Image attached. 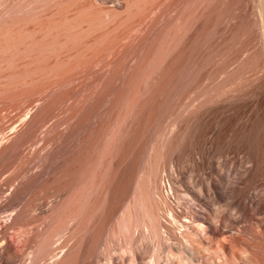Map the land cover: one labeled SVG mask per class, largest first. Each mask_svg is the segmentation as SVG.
Listing matches in <instances>:
<instances>
[{"label": "bare ground", "instance_id": "obj_1", "mask_svg": "<svg viewBox=\"0 0 264 264\" xmlns=\"http://www.w3.org/2000/svg\"><path fill=\"white\" fill-rule=\"evenodd\" d=\"M98 1L104 3L109 0ZM122 1L125 3L126 0ZM143 1L147 0L137 2L141 5ZM137 2L135 5H138ZM212 2H208L206 6L209 7L198 12V19L191 25L188 23L189 26L186 27L179 22L182 18H177L175 7L178 5L176 6L175 2L172 6L175 7L170 11L175 13L176 17L173 13L171 15L178 19L179 27L174 22L172 28L177 27L180 32L176 36V30L171 28L176 37L171 39L167 34L170 37L167 46L161 51L155 48L151 59L142 60V56L139 58V55L133 52L125 57V51L129 47L123 46L128 48L120 53L123 55L124 52L126 59L122 58L125 60L121 67L117 65L119 72L117 66L115 67L119 60L115 62L122 55L117 53L119 56H115L116 60L106 59V63L102 60L104 66L109 67H112L110 65L115 61L113 66L119 73L116 76L117 72L115 71V75L110 68L116 76H113V79V74L106 72L115 82L110 83L114 84L111 89H118L114 97L112 90L108 88L104 98L94 97L96 100L93 102L95 93L91 99L89 96L92 94H83L82 96H86L84 100H80V96L79 101L75 98L77 102L82 101L79 103L82 104L90 100L89 103H92L77 105L78 110L75 109L72 114L64 113L63 120L61 116L60 120H57L59 117L54 113L55 108L58 104L61 106L70 101L68 99L71 96L73 99V93L76 92L68 95L64 91L55 107L48 101L47 106L45 102L43 108L41 104L42 113L39 115L42 117L39 120L36 118L38 122H35L36 116L33 117L34 121L28 119L25 130L23 129L25 143L29 147L28 156H25L26 167L12 170L10 175L6 174L8 179L6 177L5 183L0 181V264H264V220H258V216L251 214L257 219L254 223L256 230L237 225L239 216L245 213L246 208L250 209L249 206L246 207L248 203L252 204L254 212L253 208H259L261 201L264 202V188L258 186L260 183L257 182L264 176V0H247L245 4L239 3L238 0ZM119 4L117 3L118 6ZM126 4L129 2L126 1ZM148 6L152 7L147 5L145 11L139 13L151 10ZM186 6L185 3L182 7ZM195 6L198 9L199 5L195 3ZM132 7L136 10L139 6ZM189 7L187 6V10ZM113 10L118 13L119 9ZM107 11L109 12V9ZM161 11L156 14L157 18L162 16ZM98 12L96 15L92 13L93 17L88 14V19H95L94 15L96 17ZM129 12L125 11L123 15L126 17L131 13ZM137 14L136 10L133 15ZM148 14H145L146 17ZM187 15L183 16L184 20L189 17ZM58 18L61 19V16ZM124 18L118 20L123 22ZM157 18L152 22L158 20ZM164 18L167 19V16ZM80 19L76 21L80 23ZM88 19L86 21H89ZM93 19L91 23L86 24L83 31L78 29L80 34H75L76 42L85 40L80 42L82 48L83 42L86 44L89 30L96 41L99 39L102 42V39H106L104 36L108 35L114 41V33L110 35L112 29L108 28V24L105 25L114 18L105 23L101 21L105 26L96 20L92 23ZM130 19V23L134 24L132 18ZM113 22L115 23L114 20ZM120 22L116 23L118 28L121 26ZM94 23H99V26ZM155 23H148L149 28ZM165 24L161 25L165 27ZM115 25L112 26L119 36L121 30ZM106 26L108 29L105 32L108 31V35L102 30ZM109 26L112 27L110 24ZM98 29L103 32L100 33ZM168 30L170 31L169 28ZM122 33L118 38L126 36ZM145 33L140 36L144 37ZM78 34L85 36L81 39ZM100 34H103V38ZM173 34L170 32L171 36ZM115 35L117 36V32ZM91 36H88L86 48L89 47L87 49L91 50V55L98 54L92 49H96V45L99 48L100 42L98 40L95 47L90 49V46H94L90 45L93 42L90 40ZM165 37L167 36L162 39ZM141 38L138 40L144 41L145 38ZM107 40L110 39L105 41ZM117 40L119 43V39ZM74 43L71 45L75 47L77 43ZM107 43L112 44L111 41ZM115 43L117 45V41ZM74 47L69 48L78 55L73 53L74 58L83 55L79 52H88H82L81 47ZM84 48L83 51L86 49ZM144 53L148 54L145 51ZM90 54L86 56L91 58ZM145 55L143 54L144 57ZM100 56L102 57V54ZM108 56L109 54L107 58ZM88 57L84 56L85 62L83 57L80 58L83 62L79 63V68L80 64L84 67L86 62L89 63ZM80 60L76 59V62ZM96 60L92 63H96ZM57 61L58 59L53 63L54 66L57 64L56 67H62L59 63L63 59L59 63ZM90 65L87 68H91ZM73 66L71 64V67ZM100 66L104 67L103 64ZM67 67V71L72 69L69 65ZM66 69H61L62 73H67ZM57 70L59 71L56 68ZM83 70L88 71L85 68ZM106 70L108 68L104 71ZM104 71L100 74L104 75ZM62 73L61 75H64ZM97 73L95 76H98ZM75 76L77 78V75ZM99 76L96 80L101 78ZM108 77L106 78L110 79ZM106 78V83L104 79L100 80L103 85L111 81ZM88 82L93 83L90 80ZM100 82L97 83L101 88ZM93 86L91 85L95 88ZM129 90L131 95L125 96ZM91 91L93 93L95 90ZM47 98H50L49 95ZM54 99L49 101L53 102ZM53 114L57 118L53 117ZM36 130H40L41 135H37ZM36 158L39 160L37 165ZM99 166L101 170H97ZM95 173H100V179L97 180L98 174ZM94 179L97 181L94 182ZM262 180L259 182H264ZM85 188L91 191H88L91 196L92 191L100 189L99 194L97 189L94 192L95 197L93 196L96 198L98 195L99 199H93L91 206L90 202L88 203L87 213L82 210L86 207L82 208L84 205L81 203L86 201L83 198L91 196L85 193ZM229 209L232 213H227ZM259 209L261 210V207ZM233 210L236 215L239 214L238 218L236 215L234 217ZM161 217L172 224L163 222ZM162 252L166 253L165 256ZM162 257L165 258L162 260Z\"/></svg>", "mask_w": 264, "mask_h": 264}, {"label": "rangeland", "instance_id": "obj_2", "mask_svg": "<svg viewBox=\"0 0 264 264\" xmlns=\"http://www.w3.org/2000/svg\"><path fill=\"white\" fill-rule=\"evenodd\" d=\"M111 1V2H110ZM119 4V6L117 5V3ZM121 1V2H120ZM126 1H128L129 2V6L126 4ZM125 1V3H124V1H122V0H109L108 2H102L101 3V1H98V0H0V174L1 173H3V174H1L0 175V181L1 182H6L7 181V179H8V176L7 175H10L9 173L12 171V170H14L15 171V169H21V168H25L26 167V164L25 163H27L26 162V157L25 156H28V153H27V150L29 149V147L27 146V143H25V141H26V138L24 139V137H25V132H24V130H25V126H26V122L27 121H29L28 119H32L33 120V117H35L34 119H35V122L37 121V119L39 120V119H41V115H39V113H42V111H41V109L43 108V107H45V106H47V104H48V102L49 103H51V105H54V107L59 103V101L61 100H59V98H61L62 96V94H64V91H65V93L67 94L68 93V95H70V93L72 94L73 93V91L75 92V93H73L74 95H73V99L70 97L68 100H70V101H66L65 102V104L64 105H61V106H59V104H58V106H59V108H58V106L55 108V110H54V113L56 114V116L57 117H59L57 120H60V116H61V119L63 120V118H64V115L68 112H70V114H72L73 112H74V110L75 109H77V107L80 105V106H84L83 104H86V102H88L87 104L89 105L90 103H92L93 102V100L96 98V99H98V98H104V96H106V95H104V94H106V91H108L109 89H110V91L112 92V97H114L115 96V94L118 92V89H115L116 91H114V89H111L112 88V86L115 84V82L113 81V76H115L116 75V69L118 70L119 69V67L118 66H122L123 65V61L126 59L125 57H128L129 55L128 54H132V52H133V54L135 53V54H137V55H139V58L142 56V60H146V58L147 59H151V56L153 55V52L154 51H156L155 50V48H157V50H160L161 51V49L162 48H165L166 46H167V42H168V40L170 39V37H171V39H173V37L175 38L178 34H179V32L180 31H177V27L175 28H172L173 27V25H175V23L177 24L176 26H178V19H180V18H182L183 20H184V17L187 15V13H190L191 14V16H189L190 14H188L187 16H189V17H187V19L186 20H184V22L186 23H184V22H182L183 20L181 19L179 22L181 23V25L182 26H184V27H186V26H189V25H191V23L192 22H195L197 19H198V15H200V13H198V12H202L203 10H206V8H208L209 7V5H207L206 6V4H209L210 2H211V4L213 3L212 2V0H205L206 2H204V0L202 1V0H194V1H190L191 3H193L194 5H192L190 2H189V0H188V2H187V0L185 1V0H147V1H151L149 4L147 3V1H143V5H144V7H143V5L141 6V5H139L138 4V0H126ZM131 1V2H130ZM140 1H142V0H139V2ZM158 1H160L159 3H158ZM163 1V2H162ZM178 1V2H177ZM184 1V2H183ZM200 2V4H199V2ZM247 1V0H246ZM246 1L244 0H241V1H239L238 0V2L240 3L241 2V4H245L246 3ZM59 2V3H58ZM135 2H137V4L138 5H135ZM162 2V3H161ZM175 2H176V4H175ZM182 2H183V4H185L186 3V5L189 7L188 8V10H187V6L186 7H182L183 6V4H182ZM232 2V1H231ZM236 2V1H235ZM61 3V4H60ZM105 3H106V5H105ZM134 3V4H133ZM147 4V5H151L152 7H150V6H148V8H151V10L149 9H147L146 10V13L145 12H143L142 14L141 13H139V12H142V10H144L145 11V8H146V6L147 5H145V4ZM158 3V4H157ZM161 3V4H160ZM168 3V4H167ZM170 3V4H169ZM189 5H188V4ZM195 3L197 4V6L199 5V7H198V9L196 8V6H195ZM205 5H204V4ZM57 4V5H56ZM116 4V5H115ZM125 4V5H124ZM135 6V8L136 7H138V9H136L137 10V15H133V13H135L136 12V10L135 9H133V5ZM153 4V5H152ZM173 4H175L176 6L178 5H180L181 7H175V5H174V7L176 8V13L178 14L177 15V18H175L176 17V15H175V13H173L172 11H170V9L172 10L174 7H172L173 6ZM191 4V5H190ZM210 4V5H211ZM23 5V6H22ZM27 5V6H26ZM121 5V6H120ZM128 6V9L126 8L127 6ZM157 5V6H156ZM159 5V6H158ZM165 6V8H164V6ZM167 5V6H166ZM171 5V6H170ZM20 6V7H19ZM123 6H125V7H123ZM140 6H141V8H140ZM193 8H192V7ZM202 6H204V7H202ZM24 7V8H23ZM71 7V8H70ZM98 8V9H94V8ZM112 7H114V8H112ZM130 7H132V8H130ZM143 7V8H142ZM156 7V8H155ZM158 7V8H157ZM172 7V8H171ZM23 8V9H22ZM71 9V10H69V9ZM72 8H73V10H72ZM76 8V9H75ZM111 8V9H110ZM120 8H122V9H120ZM126 9V10H124V9ZM167 8H168V10H167ZM192 8V10L193 11H191L190 9ZM201 8H203L202 10H201ZM249 8V7H248ZM50 9V10H49ZM64 9V10H63ZM66 9V10H65ZM68 9V10H67ZM103 9V10H102ZM104 9H105V11H107V9H109V12H111V13H113V15L111 14V13H109L108 11L106 12V13H104L105 11H104ZM113 9H119L118 10V13H117V10L116 11H114ZM133 9V11H131ZM164 9V10H163ZM183 9V10H182ZM85 10V11H84ZM93 10H95V11H93ZM101 13V11H102V13L104 14H101L100 15V13L98 12V11ZM123 10V12H121V11ZM135 10V11H134ZM164 12H162V11ZM197 12H196V11ZM65 11V12H64ZM68 13H67V12ZM72 11V12H71ZM112 11H114V12H116V13H114V12H112ZM121 13H120V12ZM125 11H130L129 13L131 14V15H133V17L129 14V15H127L126 17H128V16H131V17H129L128 19H125L126 17L124 16L125 15ZM149 12V14H148V12ZM155 11H156V13H155ZM160 11H161V15L162 16H160L159 15V17L157 18V16H156V14H159L160 13ZM166 11H168V13H169V15H167L168 13L166 12ZM181 11V13H179ZM188 11H190V12H188ZM195 11V12H194ZM63 12V13H62ZM81 12V13H80ZM98 12V14L100 15V17H99V15L97 14V16L96 17H98L97 19H96V17H95V15H96V13ZM194 12V13H193ZM65 13H67V14H65ZM77 13V17L75 16V14ZM92 13H95V15H94V18L95 19H93V21H92V23L96 20L97 22L98 21H102V22H107V21H109V20H111L112 18H114V19H112V22H113V20L115 21V23L113 22V24H112V22H107V23H105V25L106 24H108V28H110V29H112V31L110 32V29H109V32H110V35H111V33L114 35V41L116 42L117 41V45H116V43L114 42V41H112V38H109L108 36V31H106L105 32V30H107L108 28H107V26L105 27V28H102V30H104V33H106L108 36L107 37H105L104 36V38H108V39H110V40H107V41H105L106 39H102V42H100V40L99 39H97V41L95 40V39H93V36H91L92 34L91 33H89V32H91V30H89L91 27H93L92 26V24L90 25V28L88 29L89 31H88V34L92 37V39L90 38V40H93V42H91L92 44H90V45H93L94 44V46H90L91 48L90 49H92L93 47H95V45H96V42L98 43V40H99V42H100V44H98L100 47L98 48V46L96 45V49L94 48V49H92L93 51H94V53H98V54H93V52H92V54L93 55H91L90 54V52H91V50H89V49H87V48H89L88 46H87V48H86V44H87V40H89L88 38V36L89 35H87V40H86V44H84V42H83V45L85 46V48H84V46H83V48L85 49L84 51H83V48H82V44H80V42L81 41H85L84 39H82L83 37H82V35L80 36L79 34H80V31H83L82 29L86 26V24L88 25V23H91V20H89L88 18V16H90ZM128 13V12H127ZM153 13V14H152ZM166 13V14H165ZM174 14V16L173 15H171V14ZM62 14V15H61ZM65 14V15H64ZM88 14H90V15H88ZM110 14H111V16H110ZM124 14V15H123ZM144 14V15H143ZM145 14H148L147 15V17H146V15ZM186 14V15H185ZM197 14V15H196ZM115 15V16H114ZM140 15V16H139ZM143 15V16H142ZM155 17H154V16ZM164 15V16H163ZM167 16V19H165L164 17H166ZM170 15L172 16V17H170ZM195 15H196V17H195ZM61 16V19L60 18H58V17H60ZM64 16H65V18H64ZM79 16V17H78ZM84 18H83V17ZM86 16V17H85ZM92 17H93V14L91 15ZM102 16V17H101ZM104 16V17H103ZM122 16V17H121ZM134 16H136V17H134ZM152 16V17H151ZM182 16V17H181ZM184 16V17H183ZM64 19H63V18ZM82 17V18H81ZM109 17V18H108ZM121 17V18H120ZM125 17V18H124ZM138 17L140 18V19H138ZM145 17V18H144ZM191 17V18H190ZM71 18V19H70ZM82 20H81V19ZM86 18V19H85ZM101 18V19H100ZM103 18H105V20L103 19ZM122 18H124L123 20V22L121 21L120 22V20L122 19ZM130 18H132V20H133V22H134V24H131L132 23V21H131V19ZM134 18V19H133ZM143 18V19H142ZM154 18H157L158 20H155V21H153L152 22V20L154 19ZM169 18V19H168ZM170 18H173V19H170ZM40 19V20H39ZM53 19V20H52ZM55 19V20H54ZM81 20L80 21V23H79V21L77 22L76 20ZM89 20V21H86V20ZM100 19V20H99ZM118 19H120V20H118ZM149 19V20H148ZM162 19H163V21H165V22H163L162 21ZM175 19V20H174ZM196 19V20H195ZM26 20V21H25ZM44 22H43V21ZM59 20H61L60 22H59ZM68 20V21H67ZM74 22H73V21ZM85 22H84V21ZM104 20V21H103ZM126 20V21H125ZM131 21V23H130V21ZM136 22H135V21ZM171 20V21H170ZM172 20H174L173 22H172ZM190 20V21H189ZM65 21V22H64ZM75 21H76V23H75ZM95 21V22H96ZM120 22L121 23V26H120V28H118V24H116L117 22ZM129 21V22H128ZM145 21V22H144ZM157 21H159V22H157ZM177 21V22H176ZM72 22V23H71ZM83 22V23H82ZM101 22V23H102ZM138 22V23H137ZM144 22V23H143ZM155 23V24H153V26H152V28L150 29L149 28V24L150 23ZM175 22V23H174ZM75 25H74V24ZM77 23H78V25H77ZM101 23H100V25H101ZM122 23H124V24H122ZM142 23V24H141ZM149 23V24H148ZM152 23L150 24V25H152ZM166 23V24H165ZM170 23H172V25L170 24ZM180 23H179V25H180ZM183 23V24H182ZM188 23H190L189 25H188ZM71 24V25H70ZM72 24H73V27H72ZM94 24H99V23H94ZM109 24L112 26V25H115V27H117V29H119V31L121 30V33L126 37V39H125V37H121L122 39H120V38H118L119 36H121L120 34L121 33H119V36H118V31L116 30L115 31V28L113 29L112 27H110L109 26ZM128 24V25H127ZM137 24V25H136ZM158 24V25H157ZM161 24H165V27L163 26V25H161ZM170 26V27H168V25ZM22 25H24V26H22ZM77 25V26H76ZM103 23H102V26H105ZM120 25V24H119ZM123 25H126V27H124ZM132 25V26H131ZM133 25H134V27H133ZM142 25V26H141ZM167 25V26H166ZM96 26V25H95ZM99 26V25H98ZM130 28H128V27ZM147 26V27H146ZM156 26V27H155ZM159 26H161V27H159ZM162 26H163V28H162ZM70 27V28H69ZM80 27H82V28H80ZM131 27H132V29H131ZM142 27V28H141ZM159 27V28H158ZM167 27V28H166ZM179 27V26H178ZM74 28V29H73ZM96 29L97 28H99V27H95ZM95 28H94V31H95ZM121 28H123V30L121 29ZM125 28V29H124ZM126 28H128V30L126 29ZM135 28V29H134ZM147 28L149 29V31H147ZM161 28H162V30H161ZM166 28V29H165ZM168 28L170 29V31L168 30ZM176 30V31H174V34L175 33H177L176 34V36L173 34V30ZM80 31H79V30ZM86 29H87V27H86ZM92 29V31H93V28H91ZM134 29V30H133ZM147 31L146 33H145V31ZM157 29V31H155ZM179 29V28H178ZM67 30V31H66ZM78 30V31H77ZM85 30V29H84ZM99 30V29H98ZM125 30H126V33H125ZM140 30V31H139ZM159 30V31H158ZM164 30V31H163ZM166 30V31H165ZM57 31V32H56ZM71 31H74V32H71ZM87 31V30H86ZM113 31H115V32H113ZM132 31V32H131ZM134 31V32H133ZM136 31V32H135ZM151 31H155V33H153V32H151ZM167 31H168V33H167ZM68 32H71L70 34L68 33ZM99 32L100 33H102L100 30H99ZM116 32H117V36L115 35L116 34ZM129 32V33H128ZM157 32H160V33H158L157 34ZM163 32V33H162ZM170 32L174 35H170ZM66 33H67V35H66ZM77 33H79L78 35L80 36V38L82 39V40H79L80 42H76L75 41V39H76V35L75 34H77ZM86 33V32H85ZM95 33H97V30L95 31ZM94 32H93V34H95ZM125 33V34H124ZM128 33V34H127ZM145 33V36L144 37H142V36H140V35H143ZM150 33V34H149ZM163 35H162V34ZM165 33H166V35H165ZM71 34H72V36H71ZM82 34V33H81ZM87 34V33H86ZM154 34V35H153ZM157 36H156V35ZM167 34H169V36L167 35ZM69 35V36H68ZM75 35V36H74ZM101 36L103 35V34H100ZM112 35V36H113ZM132 35V36H131ZM139 35V36H138ZM147 35V36H146ZM148 35H149V37H148ZM152 37H151V36ZM162 37H161V36ZM70 36H71V38H70ZM116 36V37H115ZM129 36H130V38H129ZM134 36V37H133ZM164 36H167V37H165L164 39H162ZM73 37H75V38H73ZM132 37V38H131ZM145 38L144 39V41H142V40H138V38ZM151 37V38H150ZM252 37V36H251ZM70 38V39H69ZM73 38V39H72ZM80 38H78V39H80ZM102 38H103V36H102ZM129 38V39H128ZM137 38V39H136ZM154 38V39H153ZM158 38V39H157ZM159 38H161L160 40H159ZM65 39V40H64ZM86 39V38H85ZM100 39H101V37H100ZM117 39H119V43H118V40ZM136 39V40H135ZM149 39L151 40V42H149ZM66 40L68 41V42H66ZM75 42V43H77V44H79V45H77V44H75L73 41ZM123 40V41H122ZM124 40H125V42H124ZM137 40H138V42H137ZM152 40H153V42H152ZM155 40H157L158 42L159 41H161L162 40V42H164V43H162V42H157V41H155ZM164 40V41H163ZM70 41H72V42H70ZM95 41V42H94ZM105 41V42H104ZM109 41H111V43L112 44H110V43H107V42H109ZM141 41V42H140ZM60 42V43H59ZM61 42H62V44H61ZM65 42V43H64ZM113 42H114V45H113ZM123 42V43H122ZM130 42V43H129ZM134 42V43H133ZM138 44H137V43ZM140 42V43H139ZM148 43V45H147V43ZM156 42V43H155ZM28 43V44H27ZM57 43V44H56ZM64 43V44H63ZM70 43V45H71V43L73 44H75L76 46H78V48L79 47H81L82 48V52H87V53H81V52H79L80 54H83L85 57H88V56H86V54L88 55V53L91 55H89L91 58H89V63L91 64H89L88 62H86L83 66L84 67H82L81 65L82 64H80V68H79V63H81V61L82 60H80V58L81 57H83V61L85 62V58H84V56L82 55L79 59L76 57V58H74V54H76L75 53V51H73V50H71V49H69V48H71L72 47V49H73V47L74 46H70V45H68ZM145 43V44H144ZM154 43V44H153ZM160 43L162 44L161 46H160ZM166 43V45H164ZM169 43H170V41H169ZM62 46H60V45ZM103 44V45H102ZM108 44V45H107ZM121 44V45H120ZM127 44H131L130 46L129 45H127ZM135 44V45H134ZM137 44V45H136ZM140 44V46H141V44H142V46H141V48H140V46H138ZM143 44H144V47H143ZM151 44V45H150ZM152 44H153V46H152ZM81 45V46H80ZM88 45V44H87ZM104 45L106 46V47H104ZM110 45H112V47L110 46ZM134 45V46H133ZM146 45L148 46V48L146 47ZM64 46H66V47H64ZM75 46V47H76ZM110 46V47H109ZM119 46V47H118ZM123 46H128L127 48L125 47H123ZM136 46H137V49H136ZM156 46V47H155ZM160 46V47H159ZM3 47V48H2ZM57 47V48H56ZM75 47H74V49H75ZM118 47V48H117ZM131 47V48H130ZM135 47V48H134ZM158 47H159V49H158ZM61 50H60V49ZM64 48V49H63ZM80 48V49H81ZM97 48H98V51H97ZM108 48V49H107ZM110 48H112L111 50H110ZM116 48H117V50H116ZM146 48V49H145ZM67 49V50H66ZM99 49H101V50H99ZM107 49V50H106ZM119 49V50H118ZM128 51H127V50ZM130 49H131V51H130ZM135 49V50H134ZM147 49H149V50H152V51H149L148 52V50ZM69 50H71V51H69ZM77 50H79V49H77ZM76 50V51H77ZM108 50H110V51H108ZM122 50L123 51H125V54H126V56H125V54H124V52H123V55L122 54H120L121 52H122ZM134 50V51H133ZM56 51L58 52V53H56ZM65 51H69V52H65ZM80 51V50H79ZM90 51V52H89ZM96 51V52H95ZM114 51H116L115 53H113ZM141 51V52H140ZM144 51L145 52H147L148 54L147 55H145L146 53H144ZM65 52V53H64ZM105 52H106V54H105ZM128 52H130V53H128ZM140 52V53H139ZM59 54V55H56V54ZM64 53V54H63ZM74 53V54H73ZM113 53V54H112ZM120 54V55H122V56H119L118 54ZM155 53V52H154ZM61 54V55H60ZM71 56L72 54V58L71 57H69V55ZM79 54V55H80ZM102 54V57L100 56ZM109 54V56H108V58L110 59V57H111V59L109 60L108 58H107V55ZM142 54V55H141ZM143 54L146 56V57H144L143 56ZM150 54V55H149ZM55 55L58 57H56V59H54L55 58ZM94 55H96L95 56V58H93L92 56H94ZM149 55V56H148ZM62 56V57H61ZM67 56H68V58H67ZM76 56H78L77 54H76ZM104 56V57H103ZM106 56V57H105ZM115 56H116V58H118V56H119V58L116 60L115 59ZM125 56V57H124ZM66 57V58H65ZM114 57V58H113ZM144 57V58H143ZM93 58V59H92ZM101 58H103V59H101ZM113 58V59H112ZM121 58V59H120ZM122 58H125V59H123L122 60ZM58 59V61H57V63H59V62H61L62 61V59H63V61L66 59H68L67 60V62H66V64H65V61L62 63H59V66L60 65H62V67L60 66V67H56L57 66V64H55L56 66H54V62L56 61ZM76 59L77 60H80V61H78V63L76 62ZM95 59H97L96 61V63H94L95 62ZM108 60V61H111V60H116V62L115 61H112V63H110V64H112V65H110V66H112V67H109V66H104V63H106L105 62V60ZM61 60V61H60ZM72 60H74L75 62H76V64H75V62H73ZM102 60H103V62H102ZM106 60V61H107ZM119 60V61H118ZM122 60V61H121ZM82 61V62H83ZM88 61V60H87ZM92 61H94L93 63H92ZM99 61V62H98ZM117 61H118V64H116L115 65V63H117ZM115 62V63H114ZM69 63H71L72 64V66L73 67H71V64H69ZM122 63V64H121ZM53 64V65H52ZM64 64V65H63ZM73 69H71V70H68L67 71V69L66 68H68L67 66L68 65ZM86 64H88L87 66H91V68H87V66H86ZM103 64V66L105 67H101L100 65H102ZM51 65H52V67H51ZM93 65V66H92ZM113 65H115V67H116V69H114L115 67L113 66ZM54 66V67H53ZM78 68H77V67ZM95 66V67H94ZM70 67H69V69H70ZM74 67H76L75 69H74ZM55 68V69H54ZM56 68L57 69H59V71H61V69H62V71H65V69H66V71H67V73L66 72H63L64 73V75H61V73H62V71H61V73L58 71H56ZM65 68V69H64ZM85 68V70H88L87 72L86 71H84L83 69ZM106 68H108V70H106V71H104ZM110 68H112V69H110ZM82 70V71H80V70ZM92 69V70H91ZM99 69V70H98ZM102 69V70H101ZM113 71V72H115L114 74L110 71ZM77 70H79V73H78V71ZM97 71L98 73H99V71H100V73L102 72V74H103V71H104V75H102V74H98L97 72H95V71ZM120 70V69H119ZM119 70H118V72H119ZM75 71H77V73L75 72ZM90 71V72H89ZM92 71H94V73L92 72ZM108 71H110L109 73H110V75H111V73L113 74L112 75V78L113 79H111V77L109 76L108 77V75H107V73H108ZM74 72H75V74H74ZM87 74H86V73ZM91 73V74H89V73ZM107 72V73H106ZM117 72V75L116 76H118L119 75V73ZM55 73L56 74H58V75H55ZM62 73V74H63ZM82 73V74H81ZM96 73L98 74V76L99 75H102V76H99V78L100 79H98V80H96L97 78H98V76H95L96 75ZM108 73V74H109ZM60 74V75H59ZM71 74V75H70ZM73 74V75H72ZM84 74H86L85 75V77H83L84 76ZM94 74V75H93ZM52 75V77H50ZM75 75H77V78H76V76ZM80 75H82V76H80ZM91 75V76H90ZM105 75H107V76H105ZM73 76H75V78L73 79ZM116 76H115V78H116ZM48 77V78H47ZM106 77H108V78H110V79H107ZM59 78H61V79H59ZM68 78V79H67ZM71 80H70V79ZM81 78V79H80ZM85 78V79H84ZM104 78H106V80H111V81H107V83L110 85V86H108V84H106V85H103L104 83H106V81H105V79ZM49 79V80H48ZM53 79H56V81L55 82H53L54 80ZM63 79H65V80H63ZM77 79H79V80H77ZM92 79H94V80H92ZM103 79H104V83L102 84L101 82H100V80L101 81H103ZM53 80V81H52ZM62 80V81H61ZM83 80V81H82ZM92 81L93 83H91L90 82V84H89V82L88 81ZM60 81V82H59ZM73 81V82H72ZM81 81V82H80ZM75 82V83H74ZM78 82V83H77ZM100 82V84H101V88H100V85L98 84V83ZM111 82H114V84L112 83V85L110 84ZM46 83V84H45ZM57 83V84H56ZM62 83V84H61ZM63 83H64V85H63ZM73 83V84H72ZM80 83V84H79ZM84 83H86L85 85H83ZM95 83V84H94ZM53 84V85H52ZM55 84V85H54ZM69 84V85H68ZM71 84V85H70ZM76 84H77V86H76ZM87 84L89 85V86H87ZM97 84V85H96ZM50 85H51V87H50ZM60 85V86H59ZM73 85H75V87L73 86ZM79 85H81L80 86V88H79ZM91 85L93 86V85H96V87L95 86H93V87H95V88H92L91 87ZM55 86V87H54ZM59 86V87H58ZM65 88H64V87ZM71 86H73V87H71ZM105 86V87H104ZM43 87V89L41 90V88ZM46 87V88H45ZM58 87V88H57ZM62 87V88H61ZM85 87H87V89L85 88ZM110 87V88H109ZM48 88V89H47ZM55 88V90H52V89H54ZM60 88V89H59ZM76 88L78 89L79 88V90H76ZM82 88H84V90L82 89ZM92 88V89H91ZM100 88V90H98ZM107 88H108V90H107ZM50 89V90H49ZM57 89H59V90H57ZM86 89V90H85ZM89 89V90H88ZM97 89V90H96ZM106 89V90H105ZM80 90H81V92H80ZM91 90H95V91H93V93H91L92 91ZM105 90V92L103 93L102 91H104ZM53 91H55L54 93H53ZM61 91V92H60ZM67 91V92H66ZM86 91V92H85ZM88 91H90V92H88ZM109 91V92H110ZM51 92V93H50ZM83 92V93H82ZM109 92H107V93H109ZM110 92V93H111ZM130 90H129V92L127 93L126 92V94H125V96L127 95V96H129V94H130ZM47 93V94H46ZM60 93V94H59ZM88 93H90V94H92V95H90L89 97H90V99L92 98V96L94 95V93H95V95L93 96V98H92V102H90L89 103V101H85L84 103H82V104H79L80 102H82V101H80L79 103L77 102V100L79 101V97L80 96H82L83 94H86V96H88ZM103 94V95H99V94ZM114 93V94H113ZM52 94V95H51ZM55 94H57V95H55ZM49 95V99L47 98V96ZM51 95V96H50ZM55 95V96H54ZM60 95V96H59ZM131 95V94H130ZM86 96H82V97H80V100H84V97H86ZM99 96V97H98ZM102 96V97H101ZM51 97H54V98H51ZM95 97V98H94ZM44 98H46V99H48V100H46V99H44ZM77 100H76V99ZM52 99H54L53 100V102L52 101H49V100H52ZM71 99H72V101H71ZM74 99H75V101H74ZM95 99V100H96ZM46 100V101H45ZM59 100V101H58ZM94 100V101H95ZM48 101V102H47ZM54 101H56V102H54ZM74 101V102H73ZM45 102H46V104H45ZM53 103V104H52ZM66 103H68V104H66ZM75 105V106H73V104ZM77 103V104H76ZM40 104V105H39ZM41 104H42V108H40L41 107ZM44 104H45V106H44ZM70 105V106H69ZM78 105V106H77ZM64 106H65V108L66 109H68V110H65V108H64ZM69 106V108H67ZM73 106V107H72ZM77 106V107H76ZM86 106V105H85ZM75 107V108H74ZM58 108V109H57ZM63 109V110H61V109ZM80 108V107H79ZM40 109V110H39ZM71 109V110H70ZM65 110V111H64ZM78 110V109H77ZM35 111H37V112H35ZM39 111H41V112H39ZM61 112V113H60ZM72 112V113H71ZM28 113V114H27ZM38 113V114H37ZM58 113V114H57ZM65 113V114H64ZM33 114V115H32ZM36 114V115H35ZM64 114V115H63ZM40 116V118H39V116ZM67 115V114H66ZM38 117V118H37ZM53 117H55V115L53 114ZM57 117H55V118H57ZM37 118V119H36ZM34 121V120H33ZM38 122V121H37ZM24 129V130H23ZM40 129V128H39ZM41 130V129H40ZM40 130H38V132H37V130H36V132H37V135H39L40 133H41V131ZM40 131V132H39ZM20 135V136H19ZM41 135V134H40ZM19 136V137H18ZM38 137V136H37ZM24 142V143H23ZM19 144V145H18ZM3 146H5V147H3ZM28 147V148H27ZM27 154V155H26ZM37 159V158H36ZM38 160V159H37ZM37 160H35L36 162V165H37V163L39 164V160L37 161ZM103 166V165H102ZM101 168V166H99V168L97 169V170H99ZM17 169V170H18ZM96 170V171H97ZM101 170V169H100ZM13 171V172H14ZM6 172V173H5ZM99 172V171H98ZM100 173H101V171H100ZM100 173H95V174H98L97 176L98 177H96V175L94 176V177H96L97 178V180L98 179H100L99 178V174ZM7 174V175H6ZM4 175V176H3ZM6 175V176H5ZM102 175H104V174H102ZM6 177H7V179H6ZM103 177V176H102ZM95 178V179H96ZM263 180H262V179ZM261 178H259L258 179V186H260L261 188H264V182H259V181H264V176L263 177H261ZM93 180L94 182L95 181H97V180ZM94 182H93V184H94ZM91 183L89 184V187H87V188H89V189H91ZM261 185H263V186H261ZM100 185H98V187H99ZM259 187V188H260ZM86 189V188H85ZM89 189H86L85 191H87V192H85L86 194H89L88 193V191L89 192H91ZM94 190H95V188H93ZM98 189V190H97ZM95 191L99 194V192L98 191H100V189L99 188H97ZM95 191H92V195L94 196V192ZM84 193V194H85ZM90 195V194H89ZM96 195V194H95ZM85 196V195H84ZM91 196V195H90ZM93 196H91V197H87L86 196V198H83V199H85L86 201L84 202V201H82L83 203H81L82 205H84V206H82V208H85V209H82L83 211H85L86 213L89 211V209H87V208H89L88 206H89V204H90V206H91V201L93 200V199H96V198H98V195H96V198H94ZM89 199V200H88ZM99 199V198H98ZM88 200V201H87ZM247 200V199H246ZM95 201H97V200H95ZM95 201H93V203L95 202ZM90 202V203H89ZM243 202H244V204H245V201L243 200ZM87 203V204H86ZM89 203V204H88ZM92 203V204H93ZM246 203H248V202H246ZM263 203V204H262ZM86 204V205H85ZM261 205H259L258 207L260 208L261 207V210L259 209V208H257V209H259V210H257V209H255V208H253V210H255L254 212L252 211V204L250 205V203H248L247 205H246V207L247 206H249L250 207V209L249 208H246V211H245V213L243 212L242 214H245L244 216L241 214L240 216H239V214L238 215H236V212L233 210V214H234V217H235V215H236V217L237 216H239V219H237L238 220V224L237 225H239V226H241V225H243V227H247L248 229H250V230H256V226H255V222L257 221V219L255 218L256 216H258L257 218H258V220H260L261 218V221L262 220H264V202L263 201H261V203H260ZM213 208H214V206H212ZM75 208V207H74ZM81 208V207H80ZM79 208V209H80ZM249 209V210H248ZM81 211V210H80ZM228 211H230V209L229 210H227V213H228ZM258 211V212H257ZM85 212H83V213H85ZM231 213H232V211H230ZM229 212V214H231ZM253 212V213H252ZM246 213H247V215H246ZM250 213V216H251V214H253L254 216H248V214ZM255 213V214H254ZM232 215V214H231ZM233 216V215H232ZM241 216H243L242 218H241ZM248 216V217H247ZM261 216V217H260ZM253 217V218H252ZM238 218V217H237ZM246 218V219H245ZM251 218H252V220H254V221H252L251 220ZM163 219V220H162ZM243 219V220H242ZM161 220L163 221V222H165V223H167V224H172V223H170V222H168V220L167 219H164L163 217H161ZM165 220V221H164ZM256 220V221H255ZM240 221V222H239ZM247 221V222H246ZM252 222V223H251ZM264 222V221H263ZM241 224V225H240ZM253 224V225H252ZM245 225V226H244ZM162 230V229H161ZM175 230V229H174ZM135 236V235H134ZM149 244V247H151L150 246V243H148ZM148 244H147V246H148ZM148 247V248H149ZM163 254V256H165V254L166 253H164V252H162ZM148 255V254H147ZM146 255V256H147ZM163 258H165V257H162V260H163ZM146 261V260H145ZM163 262V261H162ZM164 264H165V262H164ZM167 264V263H166Z\"/></svg>", "mask_w": 264, "mask_h": 264}]
</instances>
